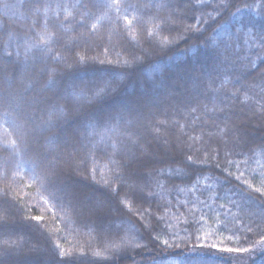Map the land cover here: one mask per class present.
Wrapping results in <instances>:
<instances>
[{
    "label": "trees",
    "instance_id": "trees-1",
    "mask_svg": "<svg viewBox=\"0 0 264 264\" xmlns=\"http://www.w3.org/2000/svg\"><path fill=\"white\" fill-rule=\"evenodd\" d=\"M262 193L264 0H0V264H264Z\"/></svg>",
    "mask_w": 264,
    "mask_h": 264
},
{
    "label": "snow or ice",
    "instance_id": "snow-or-ice-1",
    "mask_svg": "<svg viewBox=\"0 0 264 264\" xmlns=\"http://www.w3.org/2000/svg\"><path fill=\"white\" fill-rule=\"evenodd\" d=\"M109 6H112V5H109ZM125 19L127 20V16H125ZM129 23H131V21H129ZM95 27H96V25L95 24H93V25H91V28L92 29H95ZM45 47H47V43L45 42ZM49 51H50V49H49ZM67 87L69 88V89H73V88H75L76 86L75 85H73V84H71V83H69L68 85H67ZM99 95V93L97 92V93H94V95H93V99L96 97V96H98ZM63 109H61V117H58L57 118V121L56 122H54L52 119H51V117L46 121V123L47 124H49V125H55V123H57L60 119H62V117H63ZM192 158L191 157H189V160H191ZM245 183H247V181H245ZM249 186H251V185H249ZM256 191L257 192H262V190L261 189H259V188H257L256 189ZM262 194H264V193H262ZM97 211H99V209H97ZM32 219H34V220H36V221H40V220H42L43 218L42 217H40V216H36V217H33ZM249 231H251V229H249ZM165 243H167V241H165ZM227 251H229V252H232V251H236V252H240V251H243V252H249L250 251V249H248V248H243V249H240V248H236V249H227Z\"/></svg>",
    "mask_w": 264,
    "mask_h": 264
}]
</instances>
